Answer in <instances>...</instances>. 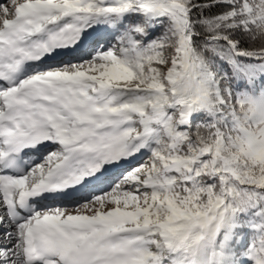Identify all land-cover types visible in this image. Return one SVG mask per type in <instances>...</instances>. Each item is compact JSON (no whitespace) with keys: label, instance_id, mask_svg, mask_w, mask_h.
<instances>
[{"label":"snow or ice","instance_id":"obj_1","mask_svg":"<svg viewBox=\"0 0 264 264\" xmlns=\"http://www.w3.org/2000/svg\"><path fill=\"white\" fill-rule=\"evenodd\" d=\"M0 264H264V0H0Z\"/></svg>","mask_w":264,"mask_h":264},{"label":"rangeland","instance_id":"obj_2","mask_svg":"<svg viewBox=\"0 0 264 264\" xmlns=\"http://www.w3.org/2000/svg\"><path fill=\"white\" fill-rule=\"evenodd\" d=\"M50 203H53V204H60V203L69 204L70 202L69 201H67V202H63V201H50Z\"/></svg>","mask_w":264,"mask_h":264}]
</instances>
